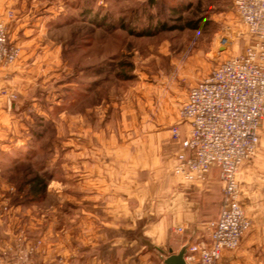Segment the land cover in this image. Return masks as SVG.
Wrapping results in <instances>:
<instances>
[{
    "label": "rangeland",
    "instance_id": "374dc122",
    "mask_svg": "<svg viewBox=\"0 0 264 264\" xmlns=\"http://www.w3.org/2000/svg\"><path fill=\"white\" fill-rule=\"evenodd\" d=\"M235 3L0 0V21L21 51L0 68V264H93L96 256L113 264L109 246L88 244L76 188L66 191L77 181L62 180V144L93 139L78 130L117 125L125 109L152 118L176 109L180 118L189 90L249 46ZM26 56L40 65L27 82L10 72ZM37 176L49 186L43 196L28 191Z\"/></svg>",
    "mask_w": 264,
    "mask_h": 264
},
{
    "label": "crops",
    "instance_id": "0c3cea01",
    "mask_svg": "<svg viewBox=\"0 0 264 264\" xmlns=\"http://www.w3.org/2000/svg\"><path fill=\"white\" fill-rule=\"evenodd\" d=\"M29 57L10 68L15 78L25 76L27 82L40 77V65L29 64ZM3 75L2 70L0 89L7 84ZM3 101L0 93L1 117ZM137 113L125 109L117 125L107 121L78 130L92 133L93 139L63 142L62 180L77 181L66 191L75 187L81 201L79 221L91 242L85 243L109 246L115 254L113 264H164L157 257L158 248L179 254L187 244L209 242L210 224L220 213L223 182L217 167L204 183L175 176L182 147L172 140L171 128L179 125L182 141L188 131L178 110H158L155 118L145 110ZM259 138L256 155L239 174L242 204L252 226L238 248L222 253L218 264H264V121ZM93 264L103 263L96 256Z\"/></svg>",
    "mask_w": 264,
    "mask_h": 264
},
{
    "label": "built area",
    "instance_id": "2783aa9c",
    "mask_svg": "<svg viewBox=\"0 0 264 264\" xmlns=\"http://www.w3.org/2000/svg\"><path fill=\"white\" fill-rule=\"evenodd\" d=\"M236 11L245 25L249 46L217 67L189 90L180 110L188 126L181 140L179 125L171 138L181 142L175 176L187 183H204L213 167L221 172L223 200L218 219L210 224L208 243L188 248V264H218L225 250L239 247L252 222L242 204L239 174L257 153L264 121V0H236ZM21 56L0 21V68Z\"/></svg>",
    "mask_w": 264,
    "mask_h": 264
},
{
    "label": "water",
    "instance_id": "95a60500",
    "mask_svg": "<svg viewBox=\"0 0 264 264\" xmlns=\"http://www.w3.org/2000/svg\"><path fill=\"white\" fill-rule=\"evenodd\" d=\"M223 43H226V40L223 41ZM224 50V48H221V51ZM188 248L189 244H187L182 251L179 254H173L172 251H166L161 248H158V259L160 262H163L164 264H188L186 261V257L188 255Z\"/></svg>",
    "mask_w": 264,
    "mask_h": 264
},
{
    "label": "trees",
    "instance_id": "16d2710c",
    "mask_svg": "<svg viewBox=\"0 0 264 264\" xmlns=\"http://www.w3.org/2000/svg\"><path fill=\"white\" fill-rule=\"evenodd\" d=\"M46 189V180L37 176L31 180L28 191L32 194V196H43V194L46 192Z\"/></svg>",
    "mask_w": 264,
    "mask_h": 264
}]
</instances>
